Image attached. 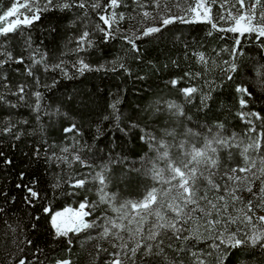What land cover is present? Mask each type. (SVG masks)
I'll return each mask as SVG.
<instances>
[{
    "label": "trees",
    "instance_id": "trees-1",
    "mask_svg": "<svg viewBox=\"0 0 264 264\" xmlns=\"http://www.w3.org/2000/svg\"><path fill=\"white\" fill-rule=\"evenodd\" d=\"M11 3L12 0H0V8L6 9ZM226 7L230 8L231 4ZM148 10L151 11V6ZM218 10L223 11L219 4L211 6L209 19L213 23ZM116 11L123 15V19H117L113 24L117 29L115 38L107 41L94 27L96 24L104 26L96 14L90 12L89 18L85 19L78 9L45 12L28 30L33 38V47L45 53L49 61L63 58L70 66L76 56L69 50L75 46L74 39L87 25L94 33L95 45L80 55L86 56L93 67H101L100 71H86L83 75L76 74L73 79H67L58 72L44 73L37 65L35 70L42 82L51 84L53 78L57 80L50 89H39L44 94L39 101V111L33 107L35 96L28 95L20 101L0 87V93L6 97V102H0V208L3 209L0 213V264H20L21 260L25 264H55L63 259L70 260L71 264H107L113 254L118 253L119 249L113 248V244L119 241L111 235L103 239L85 238L88 233L97 237L98 229L82 231L78 235L69 233L67 238L55 236L50 223L51 213L43 212L42 203L29 206L25 201L27 188L23 186H31L40 192L44 202H50L53 211L75 208L81 200L99 201L100 185L98 181L86 183L84 188L76 190V195H65V190L71 193L73 189L64 181L72 176L76 179L87 176L91 181L92 175L107 166L109 182L106 196L115 197L116 202L138 200L145 186L151 183L150 178L143 174L145 169L142 167L153 155L145 132L155 130L159 134L163 128L175 125L178 131L190 127L205 135H209L211 129V134L219 133L229 138L236 136L242 143L218 153V167L212 169L216 173L212 179L223 183L221 177L226 180L225 172H230L233 167L237 168L236 176H250L238 170L245 163L240 153L251 143L249 135L255 137L256 134L248 133L249 125L239 113L251 110L264 114V89L258 85L264 74V37L254 33L237 36L231 32H220L213 29L208 21L199 19L192 23L176 22L164 27L161 33L136 39L137 34L143 31L141 22L144 17L138 14L133 0H126V4ZM220 26L227 28L230 24L220 21ZM10 35L8 47L13 55L27 57L29 53L20 38ZM123 37L134 39L140 51H133V46ZM237 38L240 54L232 56L230 52L234 51L233 43ZM199 53L205 55L207 64L200 62ZM231 61H235L238 67L232 73L233 79L228 80L223 69H227ZM28 63L30 61L26 60L25 65L5 66L13 92L18 83H27L29 92L35 90L32 77L24 71ZM120 64L127 71L119 68ZM113 67L116 70H105ZM17 68L20 71H16ZM186 73L198 75L191 79ZM173 80L180 81L178 87H197L191 102L171 86ZM241 83L252 86L253 95L248 97V108H241L239 103L241 97L236 89ZM164 101L181 105L185 115L176 117L166 111H158ZM12 104L17 106L12 107ZM256 124L259 131L260 121ZM8 125H13L12 132L2 131ZM72 125L78 131L66 132ZM261 145L259 152L249 149L247 153L256 161V168L252 169L255 176H250L252 192L246 191L248 181L228 182L237 189L236 195L240 197L234 202V207L242 208L251 201L257 216H264V199H260L264 194L259 192L264 187V171H261L264 168L261 164L264 139ZM65 147L69 149L68 153L61 151ZM77 153L91 167H83L75 161L73 156ZM57 155L67 156L71 166L56 160ZM5 160H10L11 164L4 163ZM57 179L61 187L54 189ZM221 194L223 189L220 192L208 189V197L214 201ZM106 208L107 205L98 204L94 217L114 215L110 209L105 212ZM228 211L237 214L231 204ZM8 225H12L15 231ZM69 238L72 239L71 245L67 243ZM168 243L165 239V252L175 264H191V252L206 247L205 242L192 239L173 240L172 249L166 247ZM180 247L184 248L183 252L174 251ZM136 260L137 264H161L159 257L141 258L139 253ZM126 263L130 264L127 260ZM227 264H264V249H249L243 254L233 250Z\"/></svg>",
    "mask_w": 264,
    "mask_h": 264
},
{
    "label": "snow or ice",
    "instance_id": "snow-or-ice-1",
    "mask_svg": "<svg viewBox=\"0 0 264 264\" xmlns=\"http://www.w3.org/2000/svg\"><path fill=\"white\" fill-rule=\"evenodd\" d=\"M133 3L139 10L138 14L144 17L141 22L144 25L143 31L137 34L136 39L161 33L164 27L176 22L192 23L199 19L208 21L213 29L220 32H231L237 36L254 33L264 37V0H133ZM229 3L231 4L230 8L226 7ZM125 4L126 0H12L6 9L0 8V87L7 89L20 101H23L28 95L35 96L36 103L33 107L34 110L39 111V101L44 95L39 89H50L55 86L57 80L53 78L51 84L42 82L40 75L35 70L37 65L44 73L58 72L67 79H73L76 74L83 75L86 71H100L101 67H93L87 62L86 56L80 55L87 53L95 45L94 33L87 28V25L74 39L75 46L69 50L76 56L70 66L63 58L49 61L45 53L41 52L38 47H33V38L28 30L36 21L40 20L41 15L45 12L78 9L82 11L85 19L89 18L90 12L96 14L104 26L96 24L94 27L107 41L115 38L117 29L113 28V24L117 19H123V15L116 9ZM215 4H219V9L223 11H217V19L213 23L209 19V13L211 6ZM149 6H151V11L148 10ZM233 9H235V13ZM147 21H151V23H146ZM220 21H224L230 26L221 27ZM50 31H55V29ZM10 34H15L20 38L23 47L29 53L27 57L13 55V51L8 47L12 38ZM123 38L133 46V51H140L135 45L134 39ZM238 43L237 38L233 43L234 51L230 52V55L239 56ZM198 57L200 62L208 63L203 53H199ZM26 60L30 63L27 64L24 71L27 76L32 77V87L35 90L29 92L27 83H18L13 92L8 83L5 66L11 68L12 64L25 65ZM118 67L127 71L123 64ZM237 67V63L231 61L228 62V68L223 69L227 73L228 80L233 79L232 73L237 71ZM15 70L20 71L19 68ZM105 70H116V68ZM196 75L198 74L186 73V76L191 79H195ZM179 84V80L171 81V86L177 88L188 99V102H191V97L198 91L197 87H178ZM258 85L264 89V74L258 81ZM251 88V85L245 86L243 83L237 86L236 90L241 97L239 99L241 108H248V97L253 95ZM0 102H6L3 93H0ZM11 106L16 107L17 105L12 104ZM112 107L114 111L117 110L115 104ZM157 110L166 111L176 117L185 115L181 105L174 101H164L161 108ZM239 115L249 125L248 133L256 135L255 137L249 135L251 143L244 146L240 153L244 157L245 163L238 170L240 173L247 172L251 177H254L255 173L252 172V169L256 168V161L251 159L247 153L249 149L259 152L262 146L264 114L248 110L240 112ZM256 121H260L259 131ZM12 127L13 125H8L2 131L12 132ZM132 127L138 126L132 125ZM65 131L73 132L78 129L72 125ZM97 131L99 132V129ZM209 133V135H205L190 127H183L178 131L175 125L171 128H163L159 134L155 130L145 132L144 135L147 137L153 155L144 162L142 167L145 169L143 174L150 178L151 183L145 186V191L138 200L116 202L115 197L106 196L105 189L109 178L106 174L107 166H105L102 171L91 176V181L87 176L81 179L72 176L64 181L69 183L73 189L71 193L65 190V195H76V190L84 188L86 183L98 181L101 195L97 202L81 200L75 208L67 207L62 211H53L50 202L45 203L44 196L40 192L31 186H23L27 188L28 193L25 196V201L29 206H35L37 203L44 205L42 210L46 214L51 213L50 223L57 237L67 238L69 233L78 235L89 229L99 230L97 237L88 233L85 238L89 240L113 236L120 242L113 244V248L119 249V253L113 254L116 258L112 259L109 264H125V260L130 264H137V253L141 258L159 257L161 264H175L165 252V239L169 241L166 245L169 249L173 248L171 243L173 240L188 241L192 239L194 242H205L204 249L191 252L193 257L191 264H227L228 257L233 250H239L240 254H243L249 249H264V216L255 214L256 209L251 201L244 204L242 208L234 207V202L240 197L236 195L237 189L228 182L248 181L246 191L252 192L250 176H236L237 168L233 167L230 172H225L226 180L221 177L223 183L212 179L216 175L212 169L218 167V153L237 147L242 141L236 136L229 138L221 136L219 133L211 134V129H209ZM61 151L68 153L69 149L65 147ZM73 159L83 167H91L78 153L73 156ZM56 160L71 166V161L67 156L57 155ZM250 160L251 163H249ZM4 163L11 164V161L5 160ZM261 164L264 165V156L261 157ZM261 171H264V168H261ZM200 181L206 183H200ZM17 187H22V185H17ZM60 187L61 183L57 179L53 188ZM209 187L215 192H220L223 189V194L219 195L215 201L209 199ZM259 192L264 194V187H261ZM260 199H264V196H261ZM218 201H223V203H218ZM100 203L108 206L105 212L110 209L114 215H105L103 218L94 217V212ZM230 204L233 211L237 213L236 215L229 213ZM2 212L3 209L0 208V213ZM87 217L93 218L85 219ZM35 219L38 220L39 217H35ZM233 225L235 228L232 227ZM8 227L13 232L15 231L12 225H8ZM129 242H131V246H129ZM67 243L71 245L72 239H67ZM174 251L183 252L184 248H176ZM121 256L123 258H120ZM20 264H25V262L21 260ZM56 264H71V261L63 259L56 261Z\"/></svg>",
    "mask_w": 264,
    "mask_h": 264
},
{
    "label": "rangeland",
    "instance_id": "rangeland-1",
    "mask_svg": "<svg viewBox=\"0 0 264 264\" xmlns=\"http://www.w3.org/2000/svg\"><path fill=\"white\" fill-rule=\"evenodd\" d=\"M237 174V172L235 173V175ZM65 208H67V207H65ZM65 208H62V209H60V210H57V211H62L63 209H65ZM66 219V218H65ZM118 253H119V250H118ZM114 258H116V257H112L109 261H108V263L107 264H109V262L112 260V259H114ZM120 258H123L122 256L120 257ZM56 264V263H55ZM125 264H127L126 263V260H125Z\"/></svg>",
    "mask_w": 264,
    "mask_h": 264
}]
</instances>
